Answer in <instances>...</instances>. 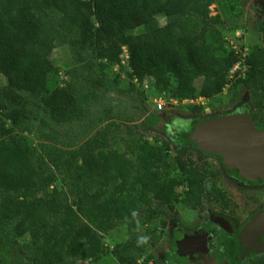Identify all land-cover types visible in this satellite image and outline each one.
I'll list each match as a JSON object with an SVG mask.
<instances>
[{
  "label": "trees",
  "instance_id": "trees-1",
  "mask_svg": "<svg viewBox=\"0 0 264 264\" xmlns=\"http://www.w3.org/2000/svg\"><path fill=\"white\" fill-rule=\"evenodd\" d=\"M212 1L0 0V75L6 83L0 87V137L7 138L0 146V185L6 188L0 193L3 203L11 206L15 214L24 215L32 227L50 226L59 241H67L70 234L76 232L68 250L79 254L80 258L94 257L100 251L102 235L99 230H104L108 223L103 217L93 220L97 230L84 225L76 231L78 216L72 206L59 203L53 197L41 199L39 205L30 202V190L37 185L30 178L31 174L38 173L39 169L44 174L49 173L50 185L56 178L50 164L60 168V162L66 158L70 171L80 172L77 178L84 177L100 186L109 185L115 174L124 179L127 175L120 163L122 156L112 151L124 138L126 125L123 123H110L78 148L64 151L49 147L60 153L57 159L50 150L39 154L23 133L28 130L33 115L29 99L21 93L37 96L57 82L59 69L53 53L60 45L68 43L82 61L90 56L92 62L84 66L88 72L85 79L95 88L107 85L103 72L111 66H121L127 48L130 90L144 94L153 90L159 97L167 98L165 93L171 88V98L166 99L169 105L172 100L185 104V100L219 94L230 83L229 73L243 61L247 70L244 77L239 74L236 78L241 79L232 85L233 89L240 82L249 90L256 106H261L264 103V23L261 46L252 47L245 57L235 51L220 57L207 37L209 33L221 42L218 21L206 18ZM159 16L166 18L164 24ZM70 27L69 33H65ZM141 27L143 32H131ZM97 61L102 74L94 77L92 65ZM115 78L118 83L120 72ZM173 79L176 81L174 87ZM197 81H202L200 86ZM78 93L72 81L49 90L45 100L49 118L56 123L82 119L87 111ZM190 104L188 106H193L196 112L205 110L201 103ZM200 121L202 119L192 122L182 134L181 151L173 158L163 146L147 142L142 145L144 171L137 182L142 184L147 203L154 200L159 206L170 208L177 202L193 209L204 206L209 195L207 181L215 173L185 158L190 151L202 153L192 137ZM174 166L179 175L170 172ZM129 168L128 172H132V167ZM181 186H184L183 192L178 191ZM213 192L224 199L221 191ZM130 201L135 203V200ZM105 210L108 208H99L98 213ZM134 246L127 243L114 250L120 264H137ZM51 252L50 249H37L34 264H53ZM245 254L234 260L242 261Z\"/></svg>",
  "mask_w": 264,
  "mask_h": 264
},
{
  "label": "rangeland",
  "instance_id": "rangeland-1",
  "mask_svg": "<svg viewBox=\"0 0 264 264\" xmlns=\"http://www.w3.org/2000/svg\"><path fill=\"white\" fill-rule=\"evenodd\" d=\"M206 18L218 21L221 42L209 33L207 37L220 57L230 51L242 53L245 57L252 47L262 45L264 0H213ZM159 20L161 24L166 22L164 16H159ZM70 30L71 27L64 32L69 33ZM143 31L141 27L131 32L137 34ZM128 56L125 48L121 66H111L103 72L107 76V85L95 88L85 79L88 72L84 66L92 62L90 56H85L82 61L68 43L55 49L53 60L59 75L49 90L72 81L77 85L78 96L87 111L82 119L73 123H56L49 118L45 104L49 90L37 96L25 91L21 93L29 99L33 115L28 130L23 133L39 154L52 151L49 147L53 146L64 151L78 148L112 122L126 125L124 138L112 149L122 156L120 163L127 173L125 179L115 174L110 184L103 186L86 181L84 177L79 179L77 175L80 172L70 171L67 158L60 162V168L50 164L56 177L50 185L49 173L44 174L39 169L38 173L30 176L37 183L30 190V202L39 205L41 199L53 197L59 203L72 206L78 216L76 231L84 225L97 230L93 220H100L101 217L108 221L104 225L106 228L99 230L102 235L100 251L94 257L80 258L79 254L68 250L70 239L77 235L76 232L70 234L67 241H59L50 226L38 224L32 227L24 215L15 214L11 206L3 203L0 194V264H34L37 249H50L53 264H120L114 250L127 243L135 245L133 250L136 251L137 264H182L176 257V241L183 233L224 213L229 230L238 231L264 206V181L242 180L226 168L221 158L203 155L200 151H190L185 158L215 173L207 181L209 195L203 207L193 209L182 202L175 203L174 208L159 206L154 200L151 204L147 203L142 194V184L137 182V177L144 171L142 145L145 142L163 146L173 158L181 151L179 139L192 122L248 112L255 122L264 125V103L256 106L251 93L240 82L233 89L232 85L241 79L236 78L240 75L244 77L247 70L242 61L236 76L229 73V85L219 94L202 100L205 110L196 112L193 106H188L191 105L188 102L168 104L163 111H156L153 104L154 97L159 98L156 91L144 94L139 90H130ZM99 63L97 61L92 65L94 77L102 74L97 66ZM119 72L121 78L117 83L115 76ZM172 83V87L176 86L174 79ZM201 83L197 81L196 84L200 86ZM5 84L4 77L0 75V87ZM165 95V99L171 98V88ZM6 141V137H0V146ZM52 156L57 159L60 153L53 150ZM129 167H132V172H128ZM170 172L179 175L175 166L170 168ZM5 189L0 185V193ZM214 190L221 191L224 199H220ZM178 191L183 192L184 186ZM130 200H135V203ZM102 207L108 210L98 213ZM248 264H264V256Z\"/></svg>",
  "mask_w": 264,
  "mask_h": 264
},
{
  "label": "water",
  "instance_id": "water-1",
  "mask_svg": "<svg viewBox=\"0 0 264 264\" xmlns=\"http://www.w3.org/2000/svg\"><path fill=\"white\" fill-rule=\"evenodd\" d=\"M200 150L205 154L220 155L229 170H236L246 179L264 180V128H259L250 113H238L230 117H217L200 121L192 134ZM251 241L243 242L244 236ZM264 209L240 232L238 240L242 250L264 251ZM186 237L179 242V250ZM249 239V240H250Z\"/></svg>",
  "mask_w": 264,
  "mask_h": 264
},
{
  "label": "flooded vegetation",
  "instance_id": "flooded-vegetation-1",
  "mask_svg": "<svg viewBox=\"0 0 264 264\" xmlns=\"http://www.w3.org/2000/svg\"><path fill=\"white\" fill-rule=\"evenodd\" d=\"M255 123L258 127L264 128L263 124L258 122ZM202 154L219 157L217 156L218 154H205L203 152ZM219 158L223 160L221 156ZM229 171L239 176L242 180L253 181L242 177L236 170ZM257 181L262 182L264 180ZM263 209L264 206L255 213L253 218H255ZM224 214L219 217H213L209 223L206 222L204 225L198 224L197 227L186 231L181 237L177 238L176 257L178 260L182 261V264H248L249 261L264 256V251L258 253L254 249H251L245 254L239 244L238 237L240 232L253 218L246 225L241 227L240 230L238 229V231L232 232L227 225L228 218L225 216L226 214ZM186 237L193 238L182 244L181 254L179 250V242ZM261 240L264 242V237H262ZM242 254L246 255L243 257L242 261L234 260L236 258L240 259V255Z\"/></svg>",
  "mask_w": 264,
  "mask_h": 264
},
{
  "label": "built area",
  "instance_id": "built-area-1",
  "mask_svg": "<svg viewBox=\"0 0 264 264\" xmlns=\"http://www.w3.org/2000/svg\"><path fill=\"white\" fill-rule=\"evenodd\" d=\"M129 57V56H128ZM239 65L240 63H238L233 69H232V73L233 75H235V73L237 72V69L239 68ZM241 68V67H240ZM232 75V76H233ZM135 82H137V79H135ZM147 87V85H146ZM205 99L203 97H200L199 99H196V100H185L183 103H188V102H191V103H201L203 102L202 100ZM172 104H179V101L178 100H172L171 101ZM153 104H154V109L156 111H163V108L168 104L166 99L164 97H159V98H155L154 97V100H153Z\"/></svg>",
  "mask_w": 264,
  "mask_h": 264
},
{
  "label": "bare ground",
  "instance_id": "bare-ground-1",
  "mask_svg": "<svg viewBox=\"0 0 264 264\" xmlns=\"http://www.w3.org/2000/svg\"><path fill=\"white\" fill-rule=\"evenodd\" d=\"M244 237H246V239L243 238V239H242L243 242H248V243H249V241H251L250 237H248V236H246V235H245ZM249 239H250V240H249Z\"/></svg>",
  "mask_w": 264,
  "mask_h": 264
}]
</instances>
